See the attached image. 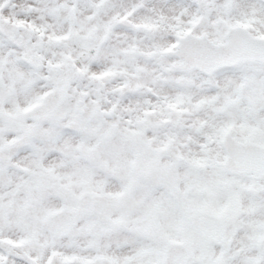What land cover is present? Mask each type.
<instances>
[{
  "label": "snow or ice",
  "instance_id": "snow-or-ice-1",
  "mask_svg": "<svg viewBox=\"0 0 264 264\" xmlns=\"http://www.w3.org/2000/svg\"><path fill=\"white\" fill-rule=\"evenodd\" d=\"M0 264H264V0H0Z\"/></svg>",
  "mask_w": 264,
  "mask_h": 264
}]
</instances>
